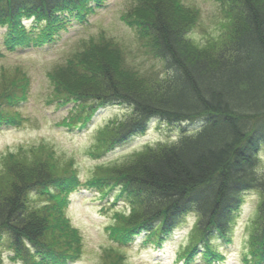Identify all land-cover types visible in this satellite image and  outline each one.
<instances>
[{
    "label": "trees",
    "instance_id": "obj_1",
    "mask_svg": "<svg viewBox=\"0 0 264 264\" xmlns=\"http://www.w3.org/2000/svg\"><path fill=\"white\" fill-rule=\"evenodd\" d=\"M227 31L203 44L187 31L198 9L180 0H133L123 20L148 39L162 70L145 74L125 63L119 45L90 38L48 77L60 105L72 104L66 125L86 126L102 107L123 106L94 136L97 157L141 134L151 121L173 128V138L146 145L126 160L81 181L71 160L58 161L50 146L31 155L0 156V249L23 264H66L76 257V230L63 214L68 193L118 189L130 211L115 212L110 235L126 244L147 234L160 244L187 213L195 217L183 264L221 259L216 239L229 240L244 194L259 196L249 237L251 258L264 264V0H221ZM102 0H0L8 49L51 43L68 17L85 20ZM32 19L28 27L24 20ZM0 48V56L3 55ZM20 66L0 73V123L19 124L7 108L26 98ZM20 149V148H19ZM110 264H122L112 255Z\"/></svg>",
    "mask_w": 264,
    "mask_h": 264
},
{
    "label": "rangeland",
    "instance_id": "obj_2",
    "mask_svg": "<svg viewBox=\"0 0 264 264\" xmlns=\"http://www.w3.org/2000/svg\"><path fill=\"white\" fill-rule=\"evenodd\" d=\"M180 1L197 8L199 12L197 21L187 31L193 42L201 45L227 31L230 17L226 4L221 0ZM132 4L133 0H102L100 4H95L94 11L86 15L85 20L68 17L66 29H61L51 43L15 49L5 47V27L0 25V48L4 52L0 56V73L20 66L29 77L26 98L7 108L19 119V124L0 123V156L20 151L17 154L28 157L32 148L44 143L50 146L55 160H71L83 182L100 168L118 164L146 145L173 138V128L153 120L143 133L97 157L92 153L96 131L110 119L126 116L127 109L118 105L105 106L94 114L86 126L77 128L73 123L68 126L64 122L73 115L72 104L58 103L48 77L52 68L79 50L84 42L101 36L119 45L125 63L139 74L161 71L160 61L150 54L148 39L121 17ZM24 22L28 27L33 23L31 18ZM117 193L118 189L113 188L106 196L82 185L68 193L63 214L76 230L77 255L73 260L69 258L66 264H110L108 256L112 255H121L122 264H183L180 253L190 242L194 215L187 213L159 245L152 238L148 239L147 234H140L121 244L110 235L109 226L115 222L116 211L128 214L130 207L126 199H116ZM258 201L257 192L248 190L234 213L229 240L215 238L221 259H212L209 263L196 257L190 264H246V258L252 261L248 240ZM0 264L23 263L3 247L0 249Z\"/></svg>",
    "mask_w": 264,
    "mask_h": 264
}]
</instances>
